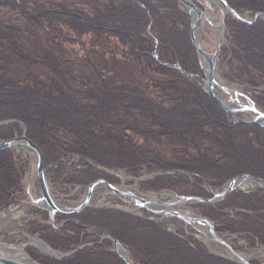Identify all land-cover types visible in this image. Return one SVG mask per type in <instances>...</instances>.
Returning <instances> with one entry per match:
<instances>
[{"label": "trees", "instance_id": "1", "mask_svg": "<svg viewBox=\"0 0 264 264\" xmlns=\"http://www.w3.org/2000/svg\"><path fill=\"white\" fill-rule=\"evenodd\" d=\"M227 2L241 15L264 13V0ZM0 8L29 26L0 22V122L16 121L0 126V141L21 136L23 124L43 151L48 180L51 175L84 187L98 180L116 184L120 178L106 171L122 170L133 183L147 178L138 184L142 191L202 199L213 197L207 185L221 191L241 175L264 180V127L235 125L204 92L190 14L178 0H0ZM226 25L223 77L242 84L264 110V19L228 16ZM41 35L50 50L38 44ZM87 36L86 56L71 58L64 43L82 45ZM16 63L25 66L20 78L10 73ZM124 63L131 66L128 72L113 74L110 67ZM35 64L56 77L27 71ZM13 156L0 150V208L15 201L24 180ZM196 208L238 253L264 248V187L237 189ZM142 211L138 216L89 207L59 214L56 224L65 222L60 228L41 212L29 232L56 252L74 253L61 259L30 255L41 264H125L104 239L107 233L135 264H245L215 254L194 231L187 233L188 226L168 230V221Z\"/></svg>", "mask_w": 264, "mask_h": 264}, {"label": "rangeland", "instance_id": "2", "mask_svg": "<svg viewBox=\"0 0 264 264\" xmlns=\"http://www.w3.org/2000/svg\"><path fill=\"white\" fill-rule=\"evenodd\" d=\"M194 1L198 3L199 5H201L204 8V11L209 13L210 16H213L219 22L225 23V25H226V18L228 16L235 18L230 15L229 11L227 10L228 8L226 4L222 2L221 0H194ZM243 17L245 19H250V18H247L248 15L243 16ZM260 18L264 19L263 16H261ZM0 22L16 23V24L22 25L25 28H29V26L26 25L23 18L20 17L18 14L11 13L10 11L1 9V8H0ZM224 31L225 30L223 29L215 30L213 27L209 25H205L203 22L198 30L197 37L202 47L208 53H214L215 50L219 47V45H221L220 39ZM224 35H225L226 42H227L228 36H229L227 25H226V31L224 32ZM41 38H42V35H41ZM84 39L85 40H84V43H82V45L79 43L77 44H69L68 42L64 43L63 47L67 48L66 50L69 51V55L71 58L75 60L77 59L81 60L82 57L86 56L91 46V42H90L89 36L85 37ZM38 44L43 49H48V50L51 49V44L49 45V42L46 41L45 38H42L38 42ZM224 48H226V44L221 45L220 52H222ZM53 54L55 55L56 53L54 52ZM199 62H200V59H199ZM203 66H204V63H203ZM219 66H220V63L217 68L216 78L219 84L227 88L228 90H230L229 92L231 93L230 95L225 90L218 88V94L220 98L226 103L230 101L239 100L240 103L249 105L250 101L248 99L250 98L251 100H253L252 95H250L251 97L248 96L249 92L247 91V89H245V87L242 84L231 82L225 79L223 77L224 70L223 68H220ZM24 67L25 66L21 63L14 64L10 72L11 75L14 76L15 78H20L19 76L23 75L22 71L24 72ZM130 67L131 66L129 64L124 63V64L118 65V67L117 66L110 67V69L111 71L114 70L113 74L120 72L121 74L125 75L128 72V69ZM28 70L34 74L35 73L43 74V75H40L41 79H48V77L50 78L56 77V75L53 72L49 71L46 68L43 69L41 66L36 65V64L32 65V67H28L27 71ZM204 70L206 71L207 69L204 67ZM84 71L87 72L89 75H91L90 69L88 68V66L84 65ZM135 77L138 78V75L133 73L132 79ZM246 96H248L249 98ZM231 106L233 108H238V105L236 104H233ZM239 115L243 119H250L253 116L252 114L248 112L239 113ZM0 142H4V141H0ZM10 150L14 154L13 160L15 163V167L18 170L23 168L25 174H24V180H23L22 186L17 191L16 197L14 198L15 201H13L7 207L0 208V242H3L5 244H10V245H16V246H26L25 253H27L28 257L32 260L33 258L30 255L31 252H37L43 256H50V257L59 259L61 256L60 254L57 253L55 255H51L49 254V252L44 251L41 248H37L34 245L29 244L33 240H41L39 236L32 235L31 234L32 232H29L30 231L29 230L30 221L32 222L34 218L40 219L41 217H43L41 212H44L49 216V213L45 209L51 210L48 207H43V206L42 208H39L37 207V204H36V201L40 200L43 196L42 189L39 183L38 173H37V166H38L37 155L32 149L26 148L25 146H23V144L13 146L12 148H10ZM50 169L54 170L55 168H53V166L51 165ZM116 172H120V171H116ZM121 176H122V178H120L121 182L119 181L116 184H112V185L114 186L118 185L122 187L125 192L130 191L137 195H142L145 199L158 202L157 203L158 204L157 206H159L158 208H154L153 207L154 205H151L150 208L154 210H175L185 215H188L189 217L199 216L198 210L196 208L199 203L198 201L191 200V201L178 204L175 206H171V207L161 206L159 202L175 201L178 199L179 196L174 194L173 191H163V192L142 191L136 186V183L131 182L133 181L132 178L127 176L125 174V171L121 170ZM48 184H49L50 192L52 193V196L54 197V200L57 201V203H59L61 206L66 207L65 209H62V210H65L66 212L68 211L70 212L78 208L81 205L82 201H84V199L86 198V188L88 186L84 187L82 185L62 183L60 179L57 178V176L53 178L51 175L48 180ZM256 186L257 185L255 182L251 180H247L246 182L241 184L240 188L243 190H250V189H254ZM224 189L221 190V192H223ZM180 197H184V196H180ZM127 199L128 198L125 199V197L121 198L119 196H116L107 187H105L104 184H100L94 190V193L90 200V206H94V207H111L112 206L114 208L116 207L117 209L119 208L121 210H124L125 212L127 211L130 213H134L135 215H138V216H143L144 214L142 210L144 209L136 207V205L133 204V200H127ZM210 199H214V198L212 197ZM217 199L221 200L222 198L219 197ZM115 200L118 203H116ZM37 210H39V212ZM69 214L66 213L65 215H69ZM58 215L59 214L56 215V218ZM48 220H49V217H48ZM160 220L166 223L168 221L167 223L168 230H175L176 228H180L181 226H183V228L186 227L185 223L184 222L182 223V221L179 223L171 221L170 216L160 217ZM47 223L49 222L47 221ZM187 226H188L186 230L187 233H191V230L194 231L197 234L198 238L203 239L205 244L215 254L217 255L219 254L234 262L243 263L242 260L235 258L226 247L214 241L211 235L209 234V229L205 227L203 224H199V223L190 224L189 223ZM241 256L243 258H246V260L248 261L254 260V259L264 260V248L258 251L250 252L248 254H241ZM0 257L9 258V256L7 255V252H4L3 256H0ZM33 261L40 264V262H37L35 260Z\"/></svg>", "mask_w": 264, "mask_h": 264}, {"label": "water", "instance_id": "3", "mask_svg": "<svg viewBox=\"0 0 264 264\" xmlns=\"http://www.w3.org/2000/svg\"><path fill=\"white\" fill-rule=\"evenodd\" d=\"M178 1L186 8V10L190 14V35H191L192 43L196 48L198 57L200 59L201 65H202L203 73H204V77H203L202 83H201V87L203 88L204 92L208 95L209 98H211L219 107H221L228 115H230L234 119L235 125H260V126L264 127V112L260 108H258L253 102H250L249 105L242 104L239 102V100L238 101H230V102L226 103L220 98V96L217 92V89L220 88V89L225 90L226 92H228L230 94L229 90H227L225 87L221 86L219 84L217 78H216L217 62H218V56H219L220 50H221V45L226 43V38L224 35L225 31L221 35V39H220L221 45H219V47L215 50L214 53H208L202 47L201 43L199 42L197 34H198V28H199L200 24L203 21H207L210 14L207 13L206 11H204L203 9H201L200 7H198V5L193 0H178ZM221 1L226 4L228 10L234 16H236L239 19H242L239 16V14H237L233 9L230 8V6L228 5L226 0H221ZM258 16L264 17V14L258 13L256 15L255 19L258 18ZM220 27H222V29L225 30L224 23L220 22ZM203 63H204V66H203ZM171 66L176 67L183 74L189 75L179 65H171ZM204 67L207 69L206 71L204 70ZM230 104L231 105L236 104V105H238V108H233ZM244 112H248V113L252 114L253 115L252 118H250V119L241 118L239 113H244ZM9 122L11 123V122H15V121H9ZM9 122H4V123H9ZM19 144H23V146H25L26 148L32 149L37 155V158H38L37 173H38L39 183H40V186L42 189V195L43 196L40 200L36 201V204H37V207L42 208L40 202L43 200L48 202V205H50L51 210H48V209H45V210L49 213V222L52 225H54L57 213L74 214V213H78V212L82 211L84 208L88 207L90 200H91V197L94 193V190L98 187V185L104 184L105 187H107L116 196H119L121 198L125 197V198H128L129 200H133V204H135L138 208H143V209H145V210H147L153 214L177 217V218L183 220L186 224L204 222V226L209 228V234L211 235V237L213 238L214 241L225 246L232 253V255L235 258H238V259L242 260L243 263L248 264V260H246V258H243L239 253H237L232 248V246L227 241L222 239L217 234L213 224L208 219H205L202 217H189L188 215H185V214L180 213V212L175 211V210H154V209L150 208L149 205L152 203L157 204L158 202L145 199V198H143V197H141V196H139L133 192H130V191L125 192L124 190H122V187L111 185L104 180H99L97 182H94L86 188V198L84 199V201L81 203V205L78 208H76L70 212L69 211L66 212L64 210H61L60 208H58L54 204V201L52 199V193L50 192V188H49L48 181L46 179V173H45V168H44V154H43L41 148L36 143H34L31 139H29L26 136L25 133H23V135L21 137H17V138L12 139V140L0 142V150L10 149L13 146H16ZM106 172L110 173L112 175L118 176V173L110 172V171H106ZM242 178L245 181L251 180V181H253L257 184H260L264 187V180L263 179L256 178V177H253L250 175H241V176H238V177L232 179L229 182L226 189L220 193H216V192L212 191L210 186L207 185L209 192L212 194L214 199L205 200L202 198L186 196V197H178V199L175 201L159 202V204L161 206L171 207V206L182 204V203H185V202H188L191 200H198V201L207 202V203H216L218 201L223 200L229 193L233 192L238 187L235 185V182L238 179H242ZM219 197H221L222 199L218 200L217 198H219ZM106 235H107L106 238L112 242L113 247H114V251L124 261V263L125 264H134V262L132 260H130L128 255H127V257H124L119 252V247L123 248L120 241L110 234L106 233ZM68 255H70V254H68ZM34 263H36V262H34ZM0 264H25V263L18 261V260H14L12 258L0 257ZM36 264H39V263H36Z\"/></svg>", "mask_w": 264, "mask_h": 264}, {"label": "bare ground", "instance_id": "4", "mask_svg": "<svg viewBox=\"0 0 264 264\" xmlns=\"http://www.w3.org/2000/svg\"><path fill=\"white\" fill-rule=\"evenodd\" d=\"M195 19V18H194ZM205 25H209L211 27H213L215 30H220L222 29V27H220V22L214 18L213 16H209L207 21H204ZM227 89V88H226ZM228 90V89H227ZM230 91V90H229ZM244 182H246L243 178L242 179H238L235 182L236 186H239L240 184H243ZM123 190V189H122ZM52 199L54 201V204L60 208V209H65L66 207L61 206L59 203H57V201L54 200V197L52 196ZM83 202V201H82ZM41 206L43 207H48L49 209H51L50 205H48V202H46L45 200H43L41 203ZM154 205V208H158L159 206H157L158 204L156 203H152L149 206ZM157 206V207H156ZM199 224H203L204 222H198ZM30 245H34L37 248H41L44 251L47 252H52L45 243H43L40 240H33L29 243ZM4 252H7V255L9 256V258H12L14 260H18L21 261L25 264H36L34 263L33 260H31L28 255L25 253V246H16V245H10V244H5L3 242H0V256H3ZM119 252L124 256L127 257V252L122 248L119 247ZM129 259V258H128Z\"/></svg>", "mask_w": 264, "mask_h": 264}]
</instances>
